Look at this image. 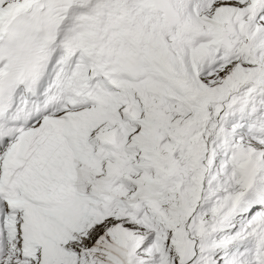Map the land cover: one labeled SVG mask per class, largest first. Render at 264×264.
Masks as SVG:
<instances>
[{"label": "snow or ice", "instance_id": "snow-or-ice-1", "mask_svg": "<svg viewBox=\"0 0 264 264\" xmlns=\"http://www.w3.org/2000/svg\"><path fill=\"white\" fill-rule=\"evenodd\" d=\"M0 264H264V0H0Z\"/></svg>", "mask_w": 264, "mask_h": 264}]
</instances>
